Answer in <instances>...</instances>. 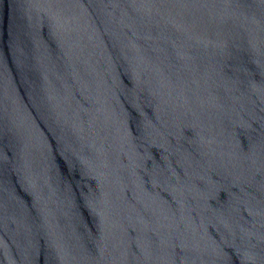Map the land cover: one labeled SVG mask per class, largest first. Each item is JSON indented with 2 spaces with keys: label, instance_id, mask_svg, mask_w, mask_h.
Instances as JSON below:
<instances>
[{
  "label": "water",
  "instance_id": "obj_1",
  "mask_svg": "<svg viewBox=\"0 0 264 264\" xmlns=\"http://www.w3.org/2000/svg\"><path fill=\"white\" fill-rule=\"evenodd\" d=\"M0 264H264V0H0Z\"/></svg>",
  "mask_w": 264,
  "mask_h": 264
}]
</instances>
